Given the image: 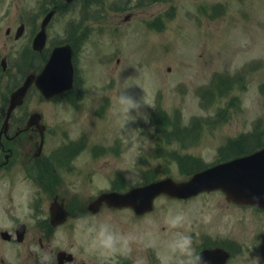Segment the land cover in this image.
Returning <instances> with one entry per match:
<instances>
[{"label": "rangeland", "instance_id": "rangeland-1", "mask_svg": "<svg viewBox=\"0 0 264 264\" xmlns=\"http://www.w3.org/2000/svg\"><path fill=\"white\" fill-rule=\"evenodd\" d=\"M136 4L142 5L136 8ZM49 5L48 0H0V28L17 25L21 15L31 12L41 19L39 13ZM73 8L70 10L74 11ZM93 11L98 21L112 28V37L106 39L93 27L91 35L89 32L81 40L84 44L76 69L83 79L84 103L72 107V103L60 99V109L57 103L46 106L48 122L54 124L51 118L56 113L55 122L62 124L60 141L69 144L74 137L82 135L85 143L79 151L93 148L112 151L111 155L98 157L97 166L104 167L97 168L91 193L98 195L111 190L112 182L118 177L122 178L118 182L119 191L150 180L151 173L158 179L170 176L181 181L187 174L179 171V164L172 156L179 161L195 157L211 163L230 140L257 133V138L264 141V0H93L90 7L82 10V18L88 21ZM127 14L132 19L123 23ZM70 17L72 14H58L52 28L67 24ZM155 19L159 22H151ZM85 29L82 27L81 32ZM213 81L216 89L204 98L202 89ZM7 88L2 84L1 94ZM122 90L137 100L144 98L149 106H144L141 113L147 114V123L141 115L134 123L121 127L113 96ZM158 107L172 118L164 133L157 130L153 120V111ZM100 110L103 111L98 113ZM198 118L201 124L195 141L192 137L191 141L183 142L181 131ZM165 141L172 142L166 145ZM183 143L186 149H182ZM84 156L83 152L81 162ZM21 185L16 195L22 196L24 190V196L27 187ZM31 192L32 188L30 196ZM220 196L216 192L189 202L160 197L152 213L142 219H135L127 210L109 212L103 208L95 220L98 224L111 217L118 231L140 235L145 249L158 238L162 257L167 253L171 233L164 224L166 216L184 212L191 221L188 228L195 230L207 224L214 228L212 219L205 223L203 216L216 206ZM19 200L12 198L16 206ZM12 202L0 198V225L10 221ZM239 216L242 228L247 225L257 228L260 223L258 214L242 211ZM233 217L237 215L225 213L218 226L224 230L234 227ZM79 226L74 232H58L49 240V246L53 250L69 248L75 255L70 264L93 259L97 263L91 253L88 228L83 223ZM149 236H155V240ZM1 261L51 264L47 248L38 250L35 245L27 248L0 239Z\"/></svg>", "mask_w": 264, "mask_h": 264}, {"label": "flooded vegetation", "instance_id": "flooded-vegetation-1", "mask_svg": "<svg viewBox=\"0 0 264 264\" xmlns=\"http://www.w3.org/2000/svg\"><path fill=\"white\" fill-rule=\"evenodd\" d=\"M77 1H80L79 17L75 11L69 10L72 5L62 6V9H58L57 6L51 7L55 9V16L66 12L67 16L72 14V17L65 26L52 28L54 19L48 23L46 41L41 50L33 48L41 23V19L36 15H26L27 17L17 25L0 28V88L2 84L8 87L3 94L0 92V198H7L9 202H12L13 197L20 198L18 206L11 203V226L0 230V234L2 231L8 234L9 244L24 245L27 248L35 245L38 250L47 248L51 264H58L56 255L60 251L72 254L69 248L53 250L49 246V240L54 235L58 232H74L82 223L84 228L97 224L95 219L101 215L103 208L109 212L117 211L105 205L96 214L88 211V205L97 197L95 192H90V187L97 168L104 167L102 164L97 166V159L107 154L111 155L112 151H77L76 146L79 145L81 136L69 143L73 148L66 149L65 143L60 141L62 124L60 125L59 121L55 122L56 113L51 118L54 124L48 122L47 105L57 103V108L60 109V99H66L68 103H72V107H80V104L84 103L81 78L76 69L80 47L84 44V41L80 40L86 38L91 28L101 26V21L93 18L94 11L91 12L92 18L88 21L80 16L81 10L90 7L92 0H75L74 3ZM41 16L40 14V18ZM82 27L86 29L81 32ZM66 43L74 50L75 77L72 90L48 99L41 95L34 82L22 104L16 106L8 115L10 94L24 83L28 75L38 76L47 64L51 51ZM33 114L39 116L36 122H30ZM83 152L85 156L81 162L80 156ZM21 184L27 187V194L24 196V190L22 196L16 195L20 192V187H23ZM31 188L33 192L30 196ZM219 194L221 196L215 202L216 206L207 210L213 213L211 223L215 227L207 224L208 226L195 230L189 228L198 252L207 248H221L229 253V259L225 264H250L248 255L250 259L259 257L260 264H264V210L237 205L228 201L222 193ZM174 200L182 202L176 199L172 201ZM52 205L67 212V218L62 224L56 226L51 224L49 216ZM218 211L219 216H214L219 213ZM242 211L259 215L260 223H257V228L248 225L242 228L239 216ZM225 213L237 215L232 219L234 227L227 230L218 226ZM132 217L142 219L144 216ZM18 231L21 233L20 239ZM149 237L155 240V236ZM169 237L171 239L172 233ZM257 241L260 242L258 247ZM159 243L157 238L155 246L151 248L145 249L142 244L137 246L133 258L141 255L147 258L148 264H161ZM81 250L80 248L79 251ZM91 253L98 264H133V258L120 255L109 258L98 249H92ZM72 256L71 263L75 260V255ZM97 263L93 259L82 264Z\"/></svg>", "mask_w": 264, "mask_h": 264}, {"label": "water", "instance_id": "water-1", "mask_svg": "<svg viewBox=\"0 0 264 264\" xmlns=\"http://www.w3.org/2000/svg\"><path fill=\"white\" fill-rule=\"evenodd\" d=\"M50 15L46 18L48 20ZM71 49L59 47L54 50L48 66L38 77L37 86L45 94L42 79L47 76L50 69H57L59 77H62L60 90L70 89L73 79V66L71 62ZM60 81V80H59ZM32 82L29 77L22 87L17 89L10 97L9 111L22 102V99ZM42 82V83H41ZM230 164L232 166H230ZM235 165H240L238 176L233 175ZM221 189L228 199L242 204H251L264 207V150L255 155L237 159L229 164L214 167L206 171L194 174L187 182L175 183L171 179L152 183L150 185L135 188L125 194H102L92 205V212H97L102 203L113 207H132L138 214L152 210V203L156 196L167 194L172 197L187 198L202 191ZM257 198V199H254ZM258 200V202H257ZM59 214L52 209V219L57 220ZM59 222V221H58ZM203 258L210 264H218L220 256L216 252H204Z\"/></svg>", "mask_w": 264, "mask_h": 264}, {"label": "clouds", "instance_id": "clouds-1", "mask_svg": "<svg viewBox=\"0 0 264 264\" xmlns=\"http://www.w3.org/2000/svg\"><path fill=\"white\" fill-rule=\"evenodd\" d=\"M113 99L118 106L122 128L129 123H134L137 116L141 115L145 122H148L147 114L141 113L144 106H149L144 98L137 100L122 90L118 91ZM254 199L257 198L254 197ZM212 216L213 213L211 212L205 214L203 216L204 222H210ZM190 223L189 217L184 212L169 213L166 216L164 224L172 233V237L167 242V253L161 257V264H206L202 254L198 252L195 246L193 236L190 234L188 228ZM0 226L10 227L11 222L5 221ZM87 231L91 248L100 250L109 258L116 255L133 258V252L143 242V238L134 231L126 233L118 231L111 217H106L98 224L90 226ZM259 243L257 241V247ZM149 246H155V241L150 242ZM248 259L250 264H260L259 257L250 259L248 255ZM133 264H148L147 258L136 255L133 258Z\"/></svg>", "mask_w": 264, "mask_h": 264}, {"label": "trees", "instance_id": "trees-1", "mask_svg": "<svg viewBox=\"0 0 264 264\" xmlns=\"http://www.w3.org/2000/svg\"><path fill=\"white\" fill-rule=\"evenodd\" d=\"M214 87H215V84H214V86L212 88H210V89L208 88V89L203 90L204 91L203 93L205 95L204 98H208V97H210L212 95V93H209V92H211L212 90L216 89V87L215 88ZM153 120L155 121L157 130L159 132H160V130L162 131L164 129L165 125L168 122H170V121L172 122V118L168 117V114L164 110L160 109L159 107L155 111V113L153 114ZM195 120H198V121H194L193 120L192 124L190 125V127H185L186 130L181 131L183 142L188 141V139H190L192 137H193V140L195 141L196 136L198 135V132H199L200 124H201V120L200 119H195ZM177 123H178V119H176L175 124H177ZM162 133H164V130L162 131ZM252 136L254 138H250L248 140H246V138H241L239 140H231V141L228 142V144H227V146L225 148H221L219 151H251L254 148H258V147L264 146V144H263L264 141L262 139H258L256 135H252ZM191 140L192 139H190L189 141H191ZM250 141H252L251 143L254 144L252 147L249 146L250 145L249 144ZM165 142H166V145H168L172 141H165ZM184 144L185 143L181 144L182 145V149H186L184 147ZM198 166L195 164V166L192 167V168L196 169ZM192 171H193V169H192Z\"/></svg>", "mask_w": 264, "mask_h": 264}]
</instances>
